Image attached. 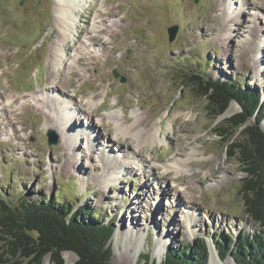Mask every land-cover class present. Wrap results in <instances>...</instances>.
<instances>
[{
	"label": "rangeland",
	"instance_id": "rangeland-1",
	"mask_svg": "<svg viewBox=\"0 0 264 264\" xmlns=\"http://www.w3.org/2000/svg\"><path fill=\"white\" fill-rule=\"evenodd\" d=\"M78 4L67 11L74 20L72 37L64 40L68 53L56 67L48 55L56 53L62 26L54 20L53 0H0V108L11 101L0 113V202L57 199L74 209L87 207L113 225L110 264H138L147 252L160 264L168 248L200 240L209 252L207 264L212 258L235 264L231 256L220 260L213 238L229 237L236 245L262 228L244 212L240 187L246 174L213 130L240 108L233 101L232 112L213 120L198 95L197 77L240 80L264 102V0ZM228 5L233 14L224 12ZM174 27L169 41L167 30ZM94 34L100 35L98 42ZM228 36L225 46L221 39ZM89 47L92 61L86 64L77 57ZM258 49L261 69L249 59V51ZM53 86L66 92L71 100L63 99L77 110L76 130L61 139L27 98ZM44 111L59 125L54 111ZM87 115L97 126L73 140ZM116 121L135 125L138 138H117ZM48 131L56 134L55 145H48ZM147 133L159 143L148 144ZM235 139L245 138L236 133ZM64 255L77 261L70 252ZM43 264H50L47 257Z\"/></svg>",
	"mask_w": 264,
	"mask_h": 264
},
{
	"label": "trees",
	"instance_id": "trees-1",
	"mask_svg": "<svg viewBox=\"0 0 264 264\" xmlns=\"http://www.w3.org/2000/svg\"><path fill=\"white\" fill-rule=\"evenodd\" d=\"M197 80L198 95L206 99L213 120L231 101L241 108L216 124L213 133L246 174L240 187L244 212L262 228L251 240L244 236L236 245L229 237H215V249L221 261L231 256L235 264H264V102L256 89L241 87L240 80ZM246 122L251 126L240 132L245 139L236 141L235 134ZM0 205V264H43L46 256L51 264H64L63 251L74 252L79 258L76 264H110L113 225L99 221L87 207L74 209L57 199ZM208 256L205 241L200 240L168 248L160 264H207ZM138 264L156 263L147 252L138 257Z\"/></svg>",
	"mask_w": 264,
	"mask_h": 264
},
{
	"label": "bare ground",
	"instance_id": "bare-ground-1",
	"mask_svg": "<svg viewBox=\"0 0 264 264\" xmlns=\"http://www.w3.org/2000/svg\"><path fill=\"white\" fill-rule=\"evenodd\" d=\"M81 1H83V0H53V14H54L53 16H54V20H56L57 23H59V25L62 26L61 27L62 34L59 36V38L57 40V43H56V48H55V52L56 53L50 52V54L48 55V58L53 59V64L56 67H61L60 62H62V57L64 55L66 56V53H68L67 52L68 51V48L65 47L64 40L67 37H69V35L72 37V35L70 33L73 30L74 20H72L70 14H68L67 11L68 10H71L73 8L76 9V7H78L80 5L78 3L81 2ZM224 12L227 13V14H231L232 13L231 6L228 5L227 7H225L224 8ZM223 24H224V26H226V20H223ZM227 32H226V34L228 35ZM73 34H74V31H73ZM223 36L226 37V35H223ZM93 37L94 38L92 40L94 42H98L99 39H100V35H98V34L97 35L94 34ZM255 38H256V36H255ZM221 40H222V43L225 46H228L229 42L231 41V37L228 36L227 39L225 38V39H221ZM255 43L256 42H254V44ZM256 45L257 44H255V46ZM257 47H258V45H257ZM90 50H92V49H90V47H89V48H86L85 50H83L82 52H79V56L77 57V59L79 58V60L83 61L86 64H89L92 61V57L90 56V52H91ZM249 54H250L249 55V59H251V61L252 60L254 61L255 67L257 69H261V67H262L263 64H260V56H261L260 55V50L258 49L256 51H254V53H253V51L250 50L249 51ZM63 60H64V58H63ZM75 62L77 64L78 63V60H76ZM68 67L70 69L69 74L71 76H76L74 67H72V66H68ZM58 70H59V68H58ZM51 73L48 74V79H50V78L52 79V75L53 74H51ZM61 81H62V79L60 80V83L63 82V81L62 82ZM65 83L68 84V85H70L71 80H68V82L66 80ZM62 86H64V85L62 84ZM63 89H65V88H63ZM50 90H51V93L50 92H47V91H50ZM58 91H59L60 94L54 93V92H58ZM23 98H24V96H23ZM27 98L31 101L30 104L32 103V105L34 104V106L37 109H41L42 110V112L44 113V116H45L44 117V120H45L47 126H51V129L52 130L57 131L60 139L62 138V135L63 134H67V135L69 134V135H71L72 132H74V130H76L74 128L75 124H73V122H72V117L74 116L73 115L74 112H76L77 110L71 107V105H72L71 102H69L71 105L68 104V103H66V101H65L66 98L69 101L71 99L69 98V96H67V93L64 92V91H61L58 88V86H53L51 88H45V89L41 90L38 93H32V94L28 95ZM63 98H65V99H63ZM14 99H13V102H14ZM2 104H4L2 107H8V105L11 104V101L10 100H8V102L7 101H4V102H2ZM2 107L0 108V113L2 111L1 110ZM233 108H234V105L233 104H230V106L228 107V109L226 111V115L229 114L230 112H232ZM45 109H49L51 111H54L59 116L60 121H61L59 123V125H56L55 121L52 120L53 117L49 116V114L44 111ZM94 111H97V110L95 109ZM7 112H10V111H7ZM16 119L13 116V120H16ZM0 120H1V118H0ZM6 120H7V118H6ZM9 120H10V118H9ZM49 120H50V122H49ZM93 121L94 120H93L92 115H87V120L85 121V123H83V122L80 123L81 126H80V130L78 131L79 133L78 132L75 133L76 136L74 135L75 137H74L73 140H75V141L78 140V137L81 136V135H83L82 133H83L84 130H88L89 131L90 129L95 128L97 126V124H94L95 122H93ZM126 122H127V119L126 118L123 119V123H126ZM140 124H142V122ZM4 126L7 127L8 124L6 123V125L4 124ZM134 126L132 128H128V127L126 128V127H124L123 125H121L120 123H118L116 121L115 124H114V127L116 128V131H115L116 132V137L118 138L119 136H121V137H124L125 138V137H128L127 135H132L133 137L135 136V138H138L137 135H133V133H134L133 130L136 128V126L135 127ZM10 129H12V128H10ZM4 130H5V127H4ZM12 132H14V129H12ZM134 134H136V129H135V133ZM95 138H96V135L92 133V139L94 140ZM80 139H82V138H80ZM86 139H88V138H85V140ZM145 139H146V142L148 144H150V145L151 144H154V143L155 144H158L159 143L158 138H156L155 134H152V133H147L146 136H145ZM57 140H58V138H57ZM135 140L136 141H134V143L137 146H139V144H140L139 141L137 139H135ZM107 142L110 143V140H108ZM73 143H75V142H73ZM106 148H108V146ZM102 152L104 153V150ZM64 155L66 157H68L67 153H64ZM69 159L71 160L70 157H69ZM138 163H139V161H138ZM173 169L176 172L179 171L178 166L173 167ZM111 181L112 180H109L110 183H111ZM103 185H104V183H103ZM106 185H108V184H106ZM139 248H140L139 245L133 246V250H134L133 253L137 257L139 256V252H140V249ZM64 260H65V264H72V261L68 258L67 255H64ZM211 262H212V264H219V263H216V262L214 263V258L211 259Z\"/></svg>",
	"mask_w": 264,
	"mask_h": 264
},
{
	"label": "water",
	"instance_id": "water-1",
	"mask_svg": "<svg viewBox=\"0 0 264 264\" xmlns=\"http://www.w3.org/2000/svg\"><path fill=\"white\" fill-rule=\"evenodd\" d=\"M196 2V1H195ZM177 32V28L176 27H174V28H172V29H168L167 30V33H168V40L169 41H172L173 39H174V36H175V33ZM115 77H116V74L114 75ZM231 102H233V101H231ZM231 102L229 103V105L231 104ZM236 103V102H235ZM237 104V103H236ZM228 105V106H229ZM238 105V104H237ZM238 107L240 108V106L238 105ZM228 109V108H227ZM227 109H226V111H227ZM225 111V112H226ZM225 112L222 114V115H225ZM241 112V108H240V111H238L237 113H240ZM237 113H235V114H237ZM235 114H233V115H235ZM232 115V116H233ZM231 117V116H230ZM249 126H251V123L250 122H246L240 129H239V131L237 132V133H239L240 134V132L243 130V129H245V128H247V127H249ZM46 137L48 138V145H55L56 143H57V136H56V134L53 132V131H48L47 133H46ZM68 253V252H70V253H72V254H74L76 257H77V261L76 262H78V260H79V258H78V256L74 253V252H72V251H63L62 252V254L63 253ZM47 258H48V261L50 262V259H49V256H46ZM45 257V258H46ZM44 258V259H45ZM62 258H63V256H62ZM64 260V259H63ZM76 262L74 263V264H76ZM51 264V263H50ZM64 264H65V262H64ZM72 264H73V262H72Z\"/></svg>",
	"mask_w": 264,
	"mask_h": 264
}]
</instances>
